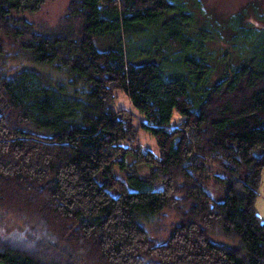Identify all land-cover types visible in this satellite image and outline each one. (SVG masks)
<instances>
[{
  "label": "trees",
  "instance_id": "16d2710c",
  "mask_svg": "<svg viewBox=\"0 0 264 264\" xmlns=\"http://www.w3.org/2000/svg\"><path fill=\"white\" fill-rule=\"evenodd\" d=\"M44 2L0 0V213L33 225L0 244V264H264V12L217 24L199 0H74L49 34L15 18ZM222 39L213 81L208 45ZM10 60L67 82L8 74ZM116 91L157 156L133 140ZM163 210L178 221L157 245L143 222Z\"/></svg>",
  "mask_w": 264,
  "mask_h": 264
},
{
  "label": "rangeland",
  "instance_id": "374dc122",
  "mask_svg": "<svg viewBox=\"0 0 264 264\" xmlns=\"http://www.w3.org/2000/svg\"><path fill=\"white\" fill-rule=\"evenodd\" d=\"M72 1L74 0H45L39 12L35 14L21 13L16 15L15 18H22L27 23L32 24L35 32L37 33L49 34L53 32V30L61 22L60 20L64 18L67 12L66 9L69 3ZM199 3L201 4L203 15H205L202 16L201 19H206L208 22L210 21L217 24L227 19L229 16H231V14L241 12L243 8L247 9L246 12L248 15H250V17L253 16L252 10L254 8L258 9L262 13L264 12V0H199ZM224 37H228L227 33H225ZM225 40H216L214 42H210L208 45L209 51L213 53V60H211V64L216 70L212 78L213 81L217 80L223 71L222 56L223 53L228 49L225 44ZM97 49H101L99 44H97ZM1 67L8 74H11L14 71L22 70V68H34L43 77L47 78L52 85L67 82V77H64V75L60 74L56 70L45 66H31L23 60H10ZM114 95L116 97L114 108L117 110H125L128 113L130 119L133 121V127L136 130L133 140L151 150L157 156L159 151L156 141L153 139L150 133L141 126L145 123V118H143L137 112V110L132 107L128 97L125 96L124 92L116 91ZM171 117L172 118L169 122L170 126H175L181 119L176 112H173ZM131 161L133 160L129 157L126 159L128 164H132ZM134 170H136L141 176H147V168L144 166L137 165L134 167ZM124 173L125 172L120 171L118 167H115L113 170V175H115L119 181H123L125 176ZM259 191V197L256 200V210L260 218L264 220V171L262 172ZM222 197L223 193L221 192L217 198L220 200ZM177 221L178 218L174 212L163 210L159 215L151 217V219L147 222H143V225L149 235V238L153 240L154 244L159 245L166 241L167 237L173 230V225L176 224ZM32 228L33 225L29 221L27 222L10 214L0 213V244H16L18 238H25L27 233H29ZM211 238L215 243L219 242L227 244L228 246L232 244L231 242L229 243L225 238L221 237L220 234Z\"/></svg>",
  "mask_w": 264,
  "mask_h": 264
},
{
  "label": "crops",
  "instance_id": "0c3cea01",
  "mask_svg": "<svg viewBox=\"0 0 264 264\" xmlns=\"http://www.w3.org/2000/svg\"><path fill=\"white\" fill-rule=\"evenodd\" d=\"M262 176V175H261Z\"/></svg>",
  "mask_w": 264,
  "mask_h": 264
}]
</instances>
